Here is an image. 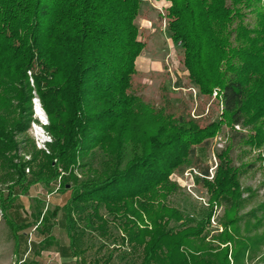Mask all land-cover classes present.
<instances>
[{
    "label": "trees",
    "instance_id": "1",
    "mask_svg": "<svg viewBox=\"0 0 264 264\" xmlns=\"http://www.w3.org/2000/svg\"><path fill=\"white\" fill-rule=\"evenodd\" d=\"M164 1L190 81L203 96L220 90V120L202 126L133 91L146 47L136 24L142 0H0V210L7 216L37 184L70 191L64 213L76 264H111L123 247L124 264H253L264 249V202L243 213L250 166H237L232 152L264 151V0ZM33 92L49 121L44 149L18 140L32 122ZM223 126L228 144L210 180L197 152ZM188 168L201 170L210 194L195 226L170 202L182 192L170 177ZM215 206L224 207L223 231L209 238ZM9 223L16 245L31 227L51 237L48 226Z\"/></svg>",
    "mask_w": 264,
    "mask_h": 264
},
{
    "label": "rangeland",
    "instance_id": "2",
    "mask_svg": "<svg viewBox=\"0 0 264 264\" xmlns=\"http://www.w3.org/2000/svg\"><path fill=\"white\" fill-rule=\"evenodd\" d=\"M169 7L170 3L164 0H142L141 12L136 24L140 33L139 40L144 42L146 47L136 61L137 74L134 77L133 91L156 108L167 107L175 115L190 114L198 119L202 126L220 120L223 111L220 90L216 88L212 96H203L199 88L190 81L189 72L184 66L182 45L173 41L169 31L167 19ZM248 22H254L252 16ZM29 75L31 77V72ZM30 83L34 88L33 78H30ZM33 94L35 99L32 122L28 132L19 135L18 140L21 142V148L35 143L38 149H44L45 143L51 140L45 129L49 121L40 99L35 92ZM38 106L41 107L44 115L39 114ZM229 130L227 126H223L208 147L198 148L197 153L203 164L211 168L214 176L219 163L217 151L226 148ZM232 157L237 166L241 164L250 166L241 177L242 187L249 188L251 189L249 192H253L243 211L247 213L264 202V151L238 146L232 152ZM212 176L210 180H213L214 176ZM201 178L199 168H188L183 174L174 173L170 177L182 188V192L173 195L170 202L183 212L186 224L189 226H195L209 213L207 208L210 205V194L207 188L200 184ZM2 188L6 187L3 185ZM249 192H245V198L250 195ZM70 197V191L60 192L57 186L49 190L37 184L31 188L28 196H22L17 200L15 210L9 211L7 216L0 210V264L23 262L24 264H76V260L71 258L64 213ZM56 208H59L56 218L50 219L47 223H42V217L37 221L39 212H42L43 216L47 211L53 212ZM223 212V206L218 208L215 206L211 225L205 232H209V238L223 231V227L219 224ZM19 219L23 222H32L33 226L38 224L42 230L48 226L52 238L43 241L45 236L34 232L31 227L25 230L27 237L16 245L9 220ZM178 226L179 224L176 223L171 224L174 229ZM120 250L126 251V247L117 250L111 264H124ZM98 251V248L90 251L87 257L93 259L94 256H98ZM104 253L105 251L99 255L102 256ZM253 264H264V249L260 251Z\"/></svg>",
    "mask_w": 264,
    "mask_h": 264
},
{
    "label": "bare ground",
    "instance_id": "3",
    "mask_svg": "<svg viewBox=\"0 0 264 264\" xmlns=\"http://www.w3.org/2000/svg\"><path fill=\"white\" fill-rule=\"evenodd\" d=\"M37 103H38V102H37ZM38 107H39V108H38V112H39V114H40V115H44V113H43L41 107H40V106H38Z\"/></svg>",
    "mask_w": 264,
    "mask_h": 264
},
{
    "label": "built area",
    "instance_id": "4",
    "mask_svg": "<svg viewBox=\"0 0 264 264\" xmlns=\"http://www.w3.org/2000/svg\"><path fill=\"white\" fill-rule=\"evenodd\" d=\"M212 175L214 176V174H213V172H212V170H211V176H212ZM213 176H212V177H213Z\"/></svg>",
    "mask_w": 264,
    "mask_h": 264
}]
</instances>
